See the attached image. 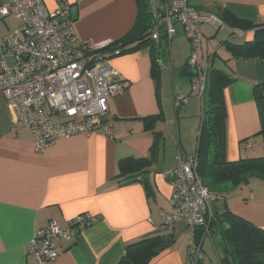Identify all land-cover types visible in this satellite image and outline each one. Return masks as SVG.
Wrapping results in <instances>:
<instances>
[{"label":"crops","instance_id":"obj_1","mask_svg":"<svg viewBox=\"0 0 264 264\" xmlns=\"http://www.w3.org/2000/svg\"><path fill=\"white\" fill-rule=\"evenodd\" d=\"M68 1L73 7L77 41L84 44L108 46L123 39L139 22L140 0ZM145 1L153 15L160 7L178 0ZM47 3L50 10L56 9V0ZM188 3L220 20L228 11L243 21L264 25V0ZM10 19L16 28L18 21ZM175 28V37L162 38V46L152 43L109 61L126 87L109 101L107 120L113 123L111 135L76 134L56 141L39 154L34 149L32 130L19 125L8 96L0 88V264H36L29 256V245L38 231L53 222L66 228L88 218L93 220L91 226L74 239L56 243L58 259L50 264H119L127 246L165 235L172 236L174 243L150 264H194L189 256V238L182 237L184 227L178 225L170 230L162 218L164 211H173V189L164 173L178 167L182 155L197 153L200 144L204 157L208 133L202 126L205 105L199 96L203 95L193 77L184 72L189 70L192 46L184 27L178 24ZM199 31L203 36L199 48L203 67H213L233 79L223 96V162L264 157V136L258 140L262 126L255 92L257 86L264 85V62L232 56V48L251 42L254 31H240L225 24L218 29L203 24ZM8 32L0 41V74L4 70L2 62L10 67L14 61L2 49ZM181 96L186 101L179 107ZM158 116L157 120H146ZM153 146L156 158L148 168V184L122 179L120 162L148 158ZM229 199L228 193L214 202V214L235 213ZM246 206L252 211L240 215L264 229L263 185L258 193L251 189ZM208 236L212 241V237H217L219 242L215 258L207 259L204 252ZM201 246L205 259L200 264H222L224 243L220 235H207Z\"/></svg>","mask_w":264,"mask_h":264},{"label":"built area","instance_id":"obj_2","mask_svg":"<svg viewBox=\"0 0 264 264\" xmlns=\"http://www.w3.org/2000/svg\"><path fill=\"white\" fill-rule=\"evenodd\" d=\"M47 1L0 0V22L12 17L19 23L4 38L2 49L14 61L10 67L2 62L0 88L8 96L19 125L32 130L34 149L39 154L56 141L76 134L111 135L113 123L107 120L109 101L126 89L119 73L109 64L110 55L102 54L107 46L77 41L72 4L68 0H56V9L50 10ZM153 18L151 37L157 43L163 37H175L176 25L184 27L192 46L188 66L203 95L207 69L199 58L203 38L199 26L208 24L218 29L222 21L197 11L188 0L160 7ZM185 101L186 97H180L177 106L182 107ZM197 166V157L190 156L164 173L172 185L170 202L174 210L162 213L164 225L170 230L177 224H186L189 256L194 264L205 259L197 231L204 230L203 239L210 235L212 205L221 199L205 186ZM92 222L91 218L79 219L77 225L66 228L53 222L35 234L29 245V256L36 264L55 262L58 259L56 243L74 239Z\"/></svg>","mask_w":264,"mask_h":264},{"label":"trees","instance_id":"obj_3","mask_svg":"<svg viewBox=\"0 0 264 264\" xmlns=\"http://www.w3.org/2000/svg\"><path fill=\"white\" fill-rule=\"evenodd\" d=\"M140 1V17L136 27L120 41L105 47L102 50L103 55L109 54L112 59L157 43L151 37L154 25L153 15L149 14L148 5L147 8L145 7L146 1ZM221 21L232 29L254 31L255 33L251 42L232 48L234 58H253L264 62V25L243 21L228 11L224 12ZM162 41L159 43L161 46ZM116 51L119 52L118 55H116ZM155 62L156 60L153 63V68L156 67ZM208 68L203 93L205 106L202 119V126L208 132V158L202 157L200 144L197 153L182 155L181 162L190 156H196L198 160L197 172L205 186L217 196L225 198L230 188L247 185L251 179L264 181V157L241 159L232 163L223 162L224 125L226 122L223 96L225 89L233 82V79L218 69L210 66ZM184 72L194 77L190 68ZM255 92L262 126L260 135L264 136V85L257 86ZM159 117H150L146 120L153 121ZM151 127L152 125H147V128ZM157 143L158 140L155 145ZM155 158L153 146L148 158L122 160L120 162L121 178L147 185L148 168L152 166ZM209 228L210 235L216 233L222 237L224 243L222 264H264V229L232 212L222 215L213 212ZM203 237L204 230H198V241L201 242ZM173 243L172 236L167 235L141 240L127 246V252L119 264H150Z\"/></svg>","mask_w":264,"mask_h":264},{"label":"rangeland","instance_id":"obj_4","mask_svg":"<svg viewBox=\"0 0 264 264\" xmlns=\"http://www.w3.org/2000/svg\"><path fill=\"white\" fill-rule=\"evenodd\" d=\"M8 19H7V21H1L0 22V41L2 40L3 36L8 32V29H12L16 26V23L14 21H12V19H10V20H8ZM204 47H205V45L202 43V49ZM205 51H206V49H205ZM215 67H217V66H215ZM199 97L203 103L205 98H203L201 96H199ZM258 140L262 141L263 136L262 135L258 136ZM197 145H198V138L196 140V148H197ZM204 146H205V149H204V159H205L206 157L208 158V155H207L208 133L205 136V145ZM195 150H197V149H195ZM261 185L264 186V184H262V182L260 180L252 179L249 181L248 185H243V187L241 186L242 188L241 187L230 188V190H229V194H230L229 204L231 206V210L235 211V214H237L239 216H241L240 214H246L245 212L252 211V209L250 207L246 206L248 204L249 193H250L252 188L255 189L256 193H258ZM171 207H172V204H171ZM172 209L174 210V208H172ZM167 211L170 212V210H167ZM178 225L184 227L183 228L184 233H183L182 237H184L185 240H187L186 236H188V234L186 232V230H187L186 224L180 223V224H177L176 226H178ZM212 238L214 239V241H212L211 237L208 236L204 242V250H205L204 252L207 255V259L217 257V253H218L217 250H218L219 242L217 240V237L214 236ZM221 254H223V253H221Z\"/></svg>","mask_w":264,"mask_h":264}]
</instances>
